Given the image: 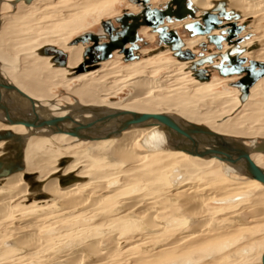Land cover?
Returning <instances> with one entry per match:
<instances>
[{"label":"bare ground","instance_id":"obj_1","mask_svg":"<svg viewBox=\"0 0 264 264\" xmlns=\"http://www.w3.org/2000/svg\"><path fill=\"white\" fill-rule=\"evenodd\" d=\"M37 1L38 0H14L11 2V5L16 7L17 12L15 11L16 13L11 16H0V82H8L18 87L8 77V73L12 72L16 79L19 78L24 89L18 88L34 100L36 113L39 115L41 120L72 115L81 123H89L100 115L112 114L116 112L139 113L135 112L136 109L148 110L150 108H155L165 104H174V106L179 108L183 114H192V105L195 102L194 94L192 93H195V95L200 96L201 99L208 100L213 104V107L208 108L209 112L204 115V119H218L217 121H220L221 123L218 124L212 131L221 134L222 136L226 137V139L243 140L250 150L251 159L264 170V164L261 165L256 160V157L259 154L264 155V152L260 153L258 150L260 147L259 142L256 139L246 141L242 138H236L237 136H244L246 131L242 128L250 124L252 127L259 125L260 127L256 130L264 135V77L251 88L248 101L243 103L240 100V90L238 88L232 87L231 84V87L226 88L227 90H224L223 92H214L217 88H219L218 86L221 83L234 78L240 79L241 76H219L220 78H218L214 76L215 73H213L210 81H198L193 77L192 72L187 70L190 62H181L176 58V60L172 62L165 61L163 58L165 54H172L168 47H165L164 50L158 49L154 52H152L153 50H141L140 60L125 63L119 70H115L117 62L112 58L111 60L99 64V66L109 69V71L106 73L100 69L98 71L95 70L74 75L75 69L82 63L85 46L81 44L70 46V44L65 45L63 43L57 46V42L59 40H45L48 37H43L44 40H42L40 43V47L36 48V54L38 56L36 59L37 61H35L36 63L32 64L35 59L32 61H25L29 65V68L27 67L28 73H23L21 72L23 65L20 64V61L23 60V57L18 53H13V51L11 52L12 48H10V44L8 45L9 50L7 49L8 41L1 43L6 34L5 31L8 28L7 26L10 25L16 28L17 26H22L23 24L27 25L29 24L28 22L37 20L41 16H44L43 14L39 16L34 15L37 14L39 9L37 5H43L42 7L49 8L53 6L55 7L56 5L62 4L66 1H73L75 3L76 0H46L43 3L41 1V3H38ZM155 1L156 0H152L151 4L153 5V2ZM220 1H225L227 10L234 12L240 17L238 20L233 18L231 21H225L223 25L236 23L237 26H242V24L245 23L248 26V23L246 22L249 19L255 18H258L256 22L264 21V0H193V5L198 11L197 17L199 18L203 12L212 11ZM165 2H161L159 5ZM2 4L3 0H0V9ZM256 22L250 24L248 27L246 26L247 28L243 30L237 37L233 38V40L230 42L224 41L223 49L221 51L211 50L210 52L218 55L228 53L232 57H237L240 60H244V66H248L250 61L264 63V33L260 32L261 28ZM183 25L184 23L176 22L171 25V28L179 30V28ZM257 31L260 32L258 38H255L252 41H244L245 35ZM149 32L152 33L149 28H142L140 31L142 36L147 37L150 40L154 39L155 34H149ZM220 32L221 31L219 30H215L212 32V34L219 35ZM10 36L14 37L11 34ZM13 39L14 38H11V40ZM203 41H206L205 37L189 38L188 40H185L186 49H192L196 53H199L197 46ZM49 46L56 47L68 55V63L66 67H58L52 62L53 58L51 56L42 55V50ZM24 51L26 52L27 49ZM142 55H145V59L142 58ZM121 56L122 55L119 56L116 54V57H118L119 60L121 59ZM151 59H156V61L150 63L147 62ZM3 60L11 62L13 70H9L4 67V64L2 63ZM219 60L220 58L216 59L215 63L217 64ZM44 65H50V67H52L49 73H46L42 70ZM203 67L207 68L210 66L205 65ZM163 72H165V74H162L163 76H161L160 74ZM92 74H98L99 78H109V81L105 85H102L99 81L93 80V78H91ZM64 76L65 78L68 76V78L65 79ZM159 76H161V78L156 79ZM184 79H186L187 82L184 89L185 91L181 92L180 94L175 93L172 89V83L177 81L185 82ZM78 81L81 82V85L78 88L72 89L71 91L72 94L79 99H77L76 105L73 107L71 104V107H66V109L70 112L54 113L52 109L49 108L45 102H43L44 99L49 98L48 88L50 86H66L69 83ZM191 84L193 86H191ZM128 89L132 91V94L127 100L120 101L116 104L113 103L110 106L100 105L96 107L78 104V101H80L84 105H98L96 103H98L102 97L114 98L113 96L117 94L119 95L120 92ZM233 90L235 92L234 95L239 96L240 102L239 100L234 102L232 101L234 98L232 99L229 97ZM258 98H261V100H258ZM0 100L4 104L9 105L14 111V114L20 119L25 117L31 118L34 115L30 101L18 93L1 90ZM236 111L239 112L237 116L229 118L230 115H233ZM164 114L172 116L178 123L184 126H204L184 118L178 113L170 114L169 112ZM6 121L7 119L5 114L0 111V131L10 130L16 134L24 135L26 137V169L25 172H18L0 180V223L20 215V213L17 212L19 209H21L23 212L28 210L34 212V217L24 221L18 220L15 222V224L19 223V225L15 227L14 245L19 248H25L28 250V252L46 247L49 245L51 240H54V238L46 239L39 235L40 230L44 227V221L48 219L47 221L49 222L50 214L52 216V213H54L53 211L48 210L47 207L55 204L63 213L74 210H78L80 212H96L99 207L101 208V206L104 205L105 201L117 195L116 191L119 189V185L113 186V184L117 181L111 180L109 183H100L101 179L104 177L109 176L110 174V176L114 175L112 169V172L108 171L106 173V171H104L102 173L97 172L96 170L95 172L88 173L89 175H85L84 172L93 170V168H97V166H99V168H101V166L117 168V166L121 165L123 166L122 171L115 170L116 173L126 174L131 173L132 168L141 167V169H143L142 167L144 166L153 168L155 170L154 167H156V161H173L174 159L184 156L190 158L198 165L214 162L216 165H218V167H224L226 171L225 173L228 177L242 180L244 181L245 185L253 184L255 189L252 190L256 193H262L264 191V184L246 175H243L240 172L244 169L243 163H240L239 165H232L230 163L222 162L216 158L202 159L188 155L182 151L171 149L169 143L175 139H178V136L177 134L169 131L167 127L159 122H150L132 126L120 134L111 136L109 139H104V136L101 135H106L107 133L111 132L113 128L111 125H104L97 132L90 133V136L93 137V139L80 140L67 134H51V132L46 129H27L22 125H8L6 124ZM61 127L65 128L67 131H70L74 125L72 123H65L62 124ZM61 138H66L67 141L71 143L81 145V149L84 151L86 149L88 150L90 147H92V149L87 152L83 151L80 156H76L73 153H68V155H62L61 157H56L55 159L51 157L41 158L32 154L33 146H35L36 143L40 141V139H51L55 142H58L61 140ZM197 138L202 148H209L210 144L215 143L214 137L198 136ZM140 145L145 148L144 151L139 149ZM4 146L5 142H0V157L4 155V152L1 150ZM98 146L102 147L101 152L93 150ZM66 157L71 158L72 160L67 164L66 167L60 168L58 164L60 159ZM90 158L96 160L97 164L91 162ZM104 161H106L108 164H106ZM181 168L183 171H185L183 167ZM182 170L178 168L172 172L171 183L173 186H175L174 189L168 187L167 191L164 192L160 191L155 193V191V194H145L141 196L140 199L133 200L123 205V212L127 213V215L132 218V223L134 226H141L151 234H153L152 232L166 231L170 223L158 222L157 216L163 210L170 211L171 213L181 210L182 215L186 220L190 222L194 221V223H190V226L184 230L185 232L183 231L184 233H187L184 234L183 238L186 239L192 237L193 239L195 234L202 231L200 229L201 227L207 226L213 220L215 215H218L229 208L220 207L218 209H209L207 207L209 202H215L218 204L235 202V198L220 201V197H222V195L225 193L220 192V189V191H211L212 193L208 194L204 192V190H206V185H197L195 183L192 185H185V180L187 178L183 180L184 172H182ZM25 173H37L39 175V180L44 182L43 191L51 198L44 201H31L29 203L28 197L31 196V193L29 184L24 179ZM58 173H62L64 176L74 173L77 177L82 178L83 181L62 188L59 183V178L54 177V175ZM145 179L149 180L148 178ZM180 181H183V185L181 186H179L182 183H180ZM140 188V186H136L131 191L136 192L141 190ZM243 194L250 195L253 194V192L244 190ZM43 204L47 206L38 207L39 205ZM150 205H152V207H150ZM262 205L263 204H261V201H259L249 212H237L234 213L233 216L231 215V217L238 218V220L242 221V225H246V222L243 224V221H248L250 218L264 215V208ZM43 212L47 213L42 215ZM225 215L226 213L224 216ZM219 219L220 218H218V220ZM113 222L114 220H112V223ZM96 242L93 243L92 241V243L86 244L85 247L87 252L94 255L98 262L106 259L107 255L111 253L113 254L114 252H119L120 254L124 249V247L119 245L120 243L118 242V238L115 237L113 243L114 247H108V250H99V245L101 243ZM178 243L179 242L176 241L175 243L173 242L168 246H173ZM161 253H163V251ZM115 255L116 254H114V256ZM111 257L109 259H111ZM82 261L83 254H78L77 256L68 258L66 260L68 264H81ZM191 263L193 262H190L189 264ZM260 264H262V257Z\"/></svg>","mask_w":264,"mask_h":264},{"label":"rangeland","instance_id":"obj_2","mask_svg":"<svg viewBox=\"0 0 264 264\" xmlns=\"http://www.w3.org/2000/svg\"><path fill=\"white\" fill-rule=\"evenodd\" d=\"M12 1L14 0H3V4L0 9V16H11L17 12L16 7L11 5ZM40 1L43 3L46 0H38L37 2L41 3ZM161 2H165V0H156L154 4L158 6ZM37 6L39 9L37 14L34 15L39 16L43 14L44 16H41L37 20L28 22L29 24L26 23L27 25L23 24L22 26H17L16 28L10 25L7 26L8 28L5 31L6 34L1 42L3 43L4 41H8L7 49L9 50L8 45L10 44V48H12L11 52L13 51V53H18L23 57V60L20 61V64L23 65L21 71L23 73H26L29 68V65L25 62L26 60L32 61L35 59L32 64L36 63L35 61H37L36 59L38 58L36 48L40 47V43L45 37H48L45 40H59L57 42V46L62 43L68 45L82 33L88 31L98 33L102 30L101 23L103 21L116 17L117 15L122 14L125 10H130L129 8H132L133 11H137V8L130 4L128 0H76L75 3L73 1H66L62 4L56 5L55 7L53 6L49 8L42 7L43 5H40L41 7L39 5ZM256 20H258V18L249 19L246 23H248L249 26L250 24L256 22ZM256 23L261 28L260 32L264 33V21H258ZM181 28L182 27L179 28L180 34L185 40H188V34ZM260 32L257 31L254 32L255 34L251 33L245 35L244 41H252L255 38H258ZM9 33L14 37L10 36ZM149 34L152 33L149 32ZM248 35H251L249 40L246 39ZM11 38L14 39L11 40ZM144 41L145 43L141 44L143 51L153 50L152 52H154L159 49L156 35L152 40L145 37ZM25 49H27V53L24 51ZM211 50H215V47L210 46L208 52ZM144 56L145 55H142V58H144ZM163 58L168 62L176 60L172 57V54H165ZM113 60L117 62L115 70H119L124 65V63H122L116 55ZM155 61L156 59H151L147 62L150 63ZM2 63L7 69L13 70L11 62L3 60ZM51 69L52 67H50V65H44L42 68V70L46 73H49ZM100 69L104 73L109 71V69L102 66H98L95 70L98 71ZM162 74H165V72L160 75L163 76ZM161 76L156 79H160ZM214 76L220 78V75L217 72H215ZM8 77L19 88L24 89L19 78L16 79L12 72L8 73ZM66 78H68V76H66ZM91 78L99 81L102 85H105L109 81V78L106 77H100V79L98 74H92ZM184 80L185 82L177 81L172 83V89L175 93L180 94L185 91L184 89L187 82L186 79ZM232 80L221 83L218 86L219 88H217L214 92H223L224 90H227L226 88L231 87L230 84L238 79L234 78ZM80 85L81 82L78 81L69 83L66 86H50L48 88L49 98L44 99L43 102H45L54 113L70 112L66 109V107H71V105L73 107L76 105L77 99H79L72 94L71 90L78 88ZM191 86L193 85L191 84ZM234 93L235 92L233 90L229 97L232 99L234 98V100H231L235 102L239 100V96H235ZM131 94L132 91L128 89L120 92L119 95L117 94L113 96L114 98L102 97V99L96 103L98 105H84L80 101H78V104L96 107L100 105L110 106L113 103L116 104L120 101L127 100ZM192 94H194L196 102L192 105V114H183L179 108L174 106V104L160 105L148 110L136 109L135 112L157 114L169 112L170 114L178 113L184 118L214 130L221 122L217 121L218 119H204V115L209 112L208 108L213 107V104L208 100L201 99L200 96L195 95V93ZM258 100H261V98H258ZM238 111H236L233 115H230L229 118L236 117L239 113ZM259 127V125L253 127L251 124L246 125L242 128L246 131V134L244 136H237L236 138H242L246 141L256 139L259 144H262L264 143V135L256 130ZM81 147V145L67 141L66 138H61L58 142L51 139H40V141L33 146L32 154L41 158L51 157L54 159L56 157H61L62 155H68V153L80 156V154L84 151ZM91 149L92 147L88 150L86 149L84 152L90 151ZM139 149L141 151L145 150L142 145L139 146ZM93 150L101 152L102 147L98 146ZM256 160L258 163L263 165L264 155L259 154L256 157ZM90 161L97 164V161L94 159L90 158ZM192 161L193 160L190 158L184 156L174 159L173 161H156V167H154L155 170L144 166L142 167L143 169H141V167L132 168V172L126 174L116 173L115 170L122 171L123 166L121 165L117 166V168H109L108 166H101V168H99V166H97V168L94 167L95 169L93 168V170L84 172L85 175L95 172L96 170L97 172L103 173L106 171L107 173L112 169L114 175L110 176V174L109 176L104 177L101 179L100 183H109L111 180L117 181L114 183L115 185L113 184V186L119 185V189L116 191L117 195L105 201L104 205H102L101 208L99 207L96 212H80L78 210H74L63 213L55 204L47 207L48 210H51L54 213H52V216L50 214L49 222L47 221L48 219L44 221V227L42 226L43 229L40 230L39 235L46 239L54 238V240H51L48 246L31 252H28L25 248H19L14 245V231L15 227L19 225V223L15 224V222L18 220L24 221L35 216L33 211L28 210L23 212L19 209L17 212L20 213V215L0 223V264H68L66 260L77 256L78 254H83V261L81 264H189L190 262H193L191 264H260L262 254L264 253V215L250 218L251 220L248 219L250 224L248 221H243V224L246 222V225H242V221L238 220V218L231 217V215L233 216V214L237 212L247 213V211L249 212L259 201H261L264 208V191L262 193H256L252 190L255 189L253 184L245 185L242 180L228 177L225 173L226 171L224 167H218V165L214 162L198 165ZM104 162L106 163V161ZM181 167H183L186 172L183 171ZM178 168L184 172L183 180L187 178L185 180V185H192L194 183L197 185H206V190H204V192L208 194L220 189V192H225L222 197H220V201L235 198V202L226 203L227 205L209 202L207 205L209 209H218L220 207L229 208L224 212L215 215L213 220L207 226L201 227L200 229L202 231L195 234L193 239L192 237L186 239L183 238L184 234H187L184 233V230L190 226V223H194V221L190 222L186 220L182 215L181 210L174 213L163 210L157 216L158 222L170 223L168 225L169 229L167 228L166 230L167 232L159 231L152 232L153 234H151L141 226H134L132 218H130L127 213L123 212V205L133 200H138L145 194H155L160 191L164 192L167 191L168 187L174 189L175 186L171 183V176L172 172ZM145 178H148L149 180H146ZM180 183L181 184L179 186L183 185V181H180ZM136 186H140L141 190L136 192L131 191ZM244 190L253 192V194L244 195ZM45 206L47 205L43 204L38 207ZM150 207H152V205H150ZM46 213L47 212H43L42 215ZM225 213L227 216H224ZM218 218L221 220H218ZM112 220H114L113 223ZM114 237L118 238V242L120 243L119 245L124 247V252L122 250L120 253L121 255L119 252H114L113 254L111 253L112 257L111 254H109L106 259L98 262L94 255L87 252L85 246L86 244L92 243V241L93 243L96 241L101 243H99L100 245L98 244L100 248L99 250H106L108 247H114ZM176 241L179 243L173 246H168ZM162 251L163 253H161ZM114 254H116V257ZM110 257L111 259H109Z\"/></svg>","mask_w":264,"mask_h":264},{"label":"water","instance_id":"obj_3","mask_svg":"<svg viewBox=\"0 0 264 264\" xmlns=\"http://www.w3.org/2000/svg\"><path fill=\"white\" fill-rule=\"evenodd\" d=\"M128 1L138 7L139 11L125 10L113 20L103 21L100 33L86 32L70 43V46L80 44L85 46L83 62L74 71L76 75L95 70L100 63L111 60L116 52L123 56V62L125 63L140 60L141 44L145 43V38L140 35V30L149 28L157 36L159 50L168 47L174 58L181 62H190L187 70L192 72L196 80L208 82L215 72L221 77L241 76L240 79L231 83V86L240 90L241 102L248 101L251 88L264 77V63L250 61L248 66H244V60L232 57L228 53L218 55L208 52L210 46L215 47V51H221L224 41L230 42L247 26L246 24L237 26L236 23L223 25L225 21L240 18L239 15L227 10L225 1L218 2L212 11L201 13L199 18L193 0H168L158 7L151 4L152 0ZM176 22L184 23L181 29L188 34L189 38H206V41L199 43L197 46L199 53L192 49H186L185 39L180 34V30L171 28V25ZM215 30L221 31L220 34L213 35L212 32ZM250 37L251 35L247 39H250ZM41 53L45 56H51L53 58L52 62L56 66H67L68 55L64 51L49 46L45 47ZM218 58L220 60L216 64L215 60ZM205 65L210 67L204 68ZM1 90L15 92L28 99L34 114L31 118L20 119L14 114L9 105L0 100V111L5 114L6 124L8 125H22L27 129H46L51 134H67L80 140H91L93 137L90 136V133L97 132L104 125H111L113 128L106 135H101L104 136V139H109L111 136L120 134L132 126L159 122L178 136V139L169 143L171 149L202 159L216 158L232 165L243 163L244 169L240 172L264 184V170L251 159L250 150L241 139H226V137L204 126H184L172 116L166 114L116 112L97 116L89 123H81L72 115L41 120L36 113L34 100L18 87L8 82H0ZM65 123H72L74 127L67 131L61 127ZM198 136L214 137L215 143L210 144L209 148H202ZM0 142H5V146L1 149L4 155L0 157V180L18 172H25L26 137L5 130L0 131ZM258 150L264 152V143L260 144ZM71 160L68 157L60 159L59 167H66ZM54 177L59 178L62 188L83 181L74 173L66 176L58 173ZM24 179L28 182L30 188L29 203L51 198L43 191L44 182L39 180L37 173H25ZM262 264H264V253Z\"/></svg>","mask_w":264,"mask_h":264},{"label":"flooded vegetation","instance_id":"obj_4","mask_svg":"<svg viewBox=\"0 0 264 264\" xmlns=\"http://www.w3.org/2000/svg\"><path fill=\"white\" fill-rule=\"evenodd\" d=\"M166 1H167V0H166ZM155 6H157V5H155ZM131 7H132V6H131ZM134 7H136V6H134ZM136 8H137V7H136ZM129 9H130V11H132V12H138V11H139L138 8H137V11H133L132 8H129ZM120 15H121V14H120ZM120 15H117L116 17H118V16H120ZM116 17H113V18H110V19L113 20V19L116 18ZM107 20H108V19H107ZM141 30H142V29H141ZM141 30H140V31H141ZM101 31H102V30H100L98 33H100ZM88 32H91V31H88ZM140 35H141V33H140ZM141 36H142V35H141ZM142 37H144V36H142ZM144 38H145V37H144ZM116 54H118V55L120 56V54H119L118 52H116V53L114 54L113 59H115V55H116ZM120 60H121L122 63L125 64V62H123V56H121V59H120ZM82 62H83V60H82Z\"/></svg>","mask_w":264,"mask_h":264},{"label":"crops","instance_id":"obj_5","mask_svg":"<svg viewBox=\"0 0 264 264\" xmlns=\"http://www.w3.org/2000/svg\"><path fill=\"white\" fill-rule=\"evenodd\" d=\"M165 1H166V0H165ZM153 5H155L154 2H153Z\"/></svg>","mask_w":264,"mask_h":264}]
</instances>
